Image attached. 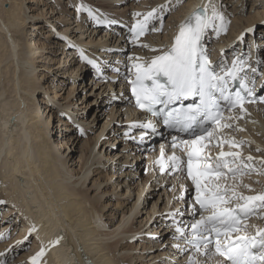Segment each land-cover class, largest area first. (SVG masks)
Instances as JSON below:
<instances>
[{
    "label": "bare ground",
    "instance_id": "1",
    "mask_svg": "<svg viewBox=\"0 0 264 264\" xmlns=\"http://www.w3.org/2000/svg\"><path fill=\"white\" fill-rule=\"evenodd\" d=\"M6 1L9 2L10 8L5 7ZM18 1H21V4H18ZM63 1H67V6L76 8L77 13L78 11L87 13L85 24L89 20L98 27L110 25L108 28L117 31L121 34V39H126L129 42H131L132 36L129 35L127 29L136 25L138 21H143L150 11L156 9L153 17L147 22L149 24L148 32L153 31V34L139 42L133 41L131 45H128L130 52L126 48L122 54H119L120 52L117 54V56L124 54L118 58L120 61L125 59L124 66L105 64L106 59L103 58V55L112 58L115 56L114 53L119 50L115 49L112 43L104 40L108 34L105 33L103 37L95 33L90 35L88 41L71 42L68 37L57 39L58 34L54 33L56 32L54 27H50L43 19H37L34 21L36 23L31 26L26 24L27 19L30 18L27 15V9H32L24 6L25 0H0V192L10 199L11 204L8 205L9 212L7 214L11 217L18 215L19 223L24 228L20 234L18 233L15 248L25 245L29 230L33 231L32 229L35 228L33 234L36 238L34 237L35 243L32 250L39 253L42 248L46 252V257L38 260L39 264H90V262L91 264H133L134 262L136 264H157V260L163 258L159 254L150 255L145 252L148 250L151 252L153 248L148 244L151 242V238L160 233L157 239H163V236H166L168 237L166 241L169 242L165 247L158 243V247L156 246L158 249H155L158 251L161 249L166 252V258H170L169 263L165 259L163 264H171L170 262L175 261L174 257H179V262L188 263L190 256L197 261V264H220L212 257L210 251L207 252V255L203 252L201 255V251L199 253L191 251V245L176 232L178 226H182L186 232H190L189 225L194 219H199L197 217L198 210L193 216L192 200L189 201L187 195H183L185 183L189 186L188 188H192V185L185 181L181 173L173 171L170 167L168 169V158L164 154L163 157H159L156 151L157 145H155L158 132L147 133V141L139 140L137 137L138 141L127 144L126 147L124 146L125 148L122 147L121 150L126 149L127 154L116 159L117 154L112 155L111 153L115 148L112 145V138L116 141L117 133L129 131L136 136L144 137L146 135L142 127L135 123V117L132 119L130 116L124 129L108 131L106 142L100 144L99 139L101 135H104V130L107 127H104L97 137L90 138L89 136L83 144L84 149L81 148L83 154L78 161L79 164L75 163V168L70 169L71 164L67 162L66 154L62 150L67 149L66 145L77 146L80 143V139L74 134L77 132H72V126H75V130L81 128L83 132L90 129L91 121L94 120H91L89 115L99 106V96L104 91L100 88L104 85L101 81L107 78V73H104L107 67L122 73L120 76L117 75L119 84H121L120 102L131 106L128 87L136 71L133 65L137 63L146 65L155 56L169 50L179 32L181 23L201 7L208 8L209 14H211V9L215 8L224 17L227 29L230 26L229 22H232L230 31H219L217 34L219 21L215 26H210L206 30L204 46L208 52L210 50L214 52L213 60L216 61V64L223 62L228 66H231V62L237 58L246 61L245 71L242 73L245 75L249 73L247 75L251 77L252 82H255L259 96H264V58L262 56L264 39L261 38L262 34L264 35V0H144L140 4L137 2L138 0H134L137 3L134 7L130 5L129 10L118 5V0ZM33 2L38 4L40 0H33ZM120 2L124 4L125 0H119ZM43 4L47 5L45 2ZM249 4L252 7L261 6V8L256 9L254 15L246 18L243 16L244 7ZM48 8L50 9V6ZM168 10L172 14L166 19L164 34L160 35V24ZM68 12V16L72 15L71 11ZM136 13H140V15L137 16ZM43 14H35V16H31V19L45 16ZM254 25L257 26L256 29L253 28ZM30 27L32 29L28 32L27 28ZM248 29H252V31H248ZM42 32L45 33L43 38L40 37ZM29 37H31V44H29ZM147 40L158 46L157 51L146 52L143 43ZM60 48L71 51L70 54L66 53L69 63L73 60V57L71 59L73 54H81V69L80 65L73 67L72 74L78 71L82 74L78 75V81H73L74 84L78 82V87L87 91L82 98L78 95L75 96L73 87L66 97L57 90L65 87L66 81H68L65 76L71 68L63 67L65 71L62 72L59 67L58 72L51 76L46 75L57 64L55 57ZM222 50L225 51V58L231 54L230 61L221 56ZM240 54H242L241 58ZM125 55L127 58H121ZM50 57L51 59H49ZM102 59L104 64H102ZM89 60L94 63H89ZM113 60L116 61V59ZM88 64H91V69L90 66L87 67ZM251 68L260 70L261 77H263L257 78V72L253 73ZM86 70L90 74L91 71L93 72L91 84H95L94 90L97 91L85 84ZM117 76L114 74L113 77ZM45 78L51 80L49 85L46 80L44 81ZM112 85L114 84H110V86ZM42 90L41 93H44L45 97L39 99L38 91ZM246 109V112L238 110L232 114L230 117L233 119L227 120V123L231 122L232 127L221 129L223 135L217 134L218 139L221 136L220 139L234 138L237 143L243 142L241 147L230 148L227 144L214 147L213 143L211 147L238 151L246 162L248 156L253 157V160L248 162L251 167L245 170L244 177L238 175L235 180L227 179L224 183L236 186L237 191L244 195H256L264 192V163H262L264 161V106L252 105ZM86 111L87 115H85ZM113 112L110 114L111 120H115ZM132 112L136 115L133 109ZM44 116L50 117V119L47 120V117ZM57 116H60L59 123L65 126L61 129L63 131L58 135V139L49 135L52 117ZM95 117H98V114ZM247 124H251V127H247ZM219 131L220 129L218 133ZM162 138H164L163 135ZM148 141H152V143L147 144ZM144 150H148L146 155L149 161L153 157L157 161H162L164 171H161V163H158V167L155 166L156 161L155 163L150 162L148 174H143L141 165L134 164V160L139 161L141 159H139L140 152ZM130 158H133L134 162L131 163L130 168H127ZM154 176L159 177L162 181L167 179L169 184L173 178L177 186H180V201L175 199L176 195L165 190L167 202L163 213L155 219L153 217L159 212V203L158 201L153 204L147 202L156 189L146 190L151 182H153V188L158 186L159 179H154ZM90 183L93 184L91 187ZM132 184H134L133 189L137 193L138 200L131 207L130 215L126 218V213H124L121 221L115 223L110 218L112 214L106 215V209L109 206L112 208V206L117 207L118 205L121 208L125 207L127 202L130 203L134 194L130 193L127 197H123L127 199V202L118 203L117 206L112 205L105 196L110 195L111 199L120 198L124 196L122 193L124 188L128 187L129 191L132 189ZM176 184L174 185L176 186ZM244 185L248 187H244ZM145 194H147L146 198L142 202ZM4 201L6 202V200ZM1 202L3 201L0 198ZM150 204H152V208L148 211L149 217L146 218V221L136 220L135 216L140 207L147 205L149 209ZM189 204L192 208L187 209ZM12 205L21 208H14ZM171 205L173 206L170 208ZM38 207L42 211L41 213L38 212ZM20 211L23 213L24 219L21 218ZM165 211L168 212L164 213ZM254 220L248 228H254L261 224L260 229H264V214L260 213ZM138 223L139 226H137ZM10 225H13L12 220L2 225L3 231L0 235ZM162 225L168 228L162 229ZM13 226L15 227L16 224ZM145 229L148 230L149 235L151 234L149 237L144 236ZM23 238L25 240L22 241ZM57 239L64 242L60 247L53 244ZM132 241L136 243L133 244ZM8 245L0 246V250L7 249L5 246ZM49 247L50 251L48 252L51 253L48 256L46 250ZM135 250L139 253L132 256V251ZM9 255L10 253H6L5 257H9ZM1 259L5 258L1 257Z\"/></svg>",
    "mask_w": 264,
    "mask_h": 264
},
{
    "label": "snow or ice",
    "instance_id": "2",
    "mask_svg": "<svg viewBox=\"0 0 264 264\" xmlns=\"http://www.w3.org/2000/svg\"><path fill=\"white\" fill-rule=\"evenodd\" d=\"M155 12L156 9H153L143 21L133 26L131 31L134 36L144 34L148 20ZM217 21V34L226 31L224 17L215 8L209 14L208 8L201 7L189 16L179 26V32L169 50L155 56L147 65H133L136 78L131 82L132 94L141 109L152 115L163 114L166 125L192 134L191 139L180 142L187 155V177L195 187L192 212L195 216V206L198 205L202 213L209 214L194 219L189 225L190 232H186L182 226H178L176 232L197 253L203 248L207 255L208 246L213 245V254L222 257L227 264H264V229L257 230L255 236L239 235L246 231L248 225L244 221L250 214L264 209V192L244 195L237 191L236 186L224 183L229 178L235 180L238 175H244L245 170L251 167L248 162L253 157L248 156L246 162L238 151L221 150L216 156L205 152L208 147L205 141L210 143L215 131L232 127L231 123H222L225 119L224 106L227 105L229 111L239 108L241 112H246L244 105L254 102L250 99L254 92L248 87L246 75H240L245 71L246 61L237 58L231 62V66L223 62L214 65L207 50L201 45L206 30L215 26ZM88 62L94 63L91 60ZM251 71L254 73L257 69L251 68ZM232 82H238L234 91ZM177 104L180 106L173 107ZM231 119L233 117H228V120ZM142 126L155 130L151 123ZM242 143H237L234 138H223L216 146L227 144L230 148H239ZM172 147H178L176 137H173ZM168 159L173 171H180L185 163L175 154ZM157 163H161V171H164L162 161ZM234 201L235 207L230 206ZM32 230L35 231V228ZM58 242L57 239L53 244ZM44 254L45 250L41 249L32 258L31 264H37ZM188 264H197V261L190 256Z\"/></svg>",
    "mask_w": 264,
    "mask_h": 264
},
{
    "label": "rangeland",
    "instance_id": "3",
    "mask_svg": "<svg viewBox=\"0 0 264 264\" xmlns=\"http://www.w3.org/2000/svg\"><path fill=\"white\" fill-rule=\"evenodd\" d=\"M25 1L26 2H24V6L25 7H31V9H32V10L27 9V15L30 16V18H28L27 21H26V24H28V26H31V24L36 23L34 21H36L37 19L38 20L43 19V20H45L49 24L50 27H54V29L56 30V32H54V33L55 34H58V36H56L57 39H59V37L62 38V39H63V37H65V38L68 37L71 42L77 41V40L88 41L89 38H90V35H93L95 33L98 34V35L100 34V36H103L104 37V34L106 33V34H108V36L104 37V40L108 41V43H112V45H114V48L115 49H119V50H117V51L114 50V51H116V53H114L115 56H113L112 58L111 57L108 58L107 55H103L104 56L103 58L106 59V63L105 64H110V65H115V66H117L118 64L121 65V66H124L125 65V59L124 58H127L126 57L127 55H125V57H121L124 60H121L120 61V60H118V58L120 56H124V54L123 55H119V56H117V54L119 52H120L119 54H122L123 51L126 48L128 49V45H131L133 42L132 41L129 42L126 39H123V38L121 39V34L117 33V31H112L110 28H108V26H110V25H106V26H103L102 25L101 27H98L96 24H93L92 21L89 22V20L85 24L84 22L87 19L86 18L87 13H85V12L80 13V11H78V13H77L76 8H74L73 6H67L68 5L67 1L65 2L63 0H40V2L42 4L40 2H38V4H36L35 2H33V0H28V1L25 0ZM43 1L48 6H50V9L48 8L47 5L43 4L44 3ZM132 1H133V4H131ZM143 1L144 0H138L137 2L140 4ZM186 1H188V0H186ZM137 2H135L134 0H125V3L122 4L121 2L119 3V0H118V3L117 4L120 5V6L126 7V9L129 10L131 8L130 5H132V7H134ZM17 3L18 4H21V1H18ZM4 5H5L6 8H10V5H9V2L8 1H6ZM52 8H53V10H52ZM258 8H261V6H253L252 7L250 4L248 6H245L244 7V12H243L244 14H243V16L246 17V18H248V16L254 15V13H255L254 11H256V9H258ZM67 11H71L72 12V15H69L68 16L69 12L67 13ZM176 11H177V9H176ZM35 14H39V15H42L43 14L45 16H43V17L40 16V18H32L31 19V16H33V15L35 16ZM171 14H172V12H170L168 10V13H166L164 15V17H163V19L161 21L162 23L160 24V31H161V32H159L160 35H163L164 34V32H165V26H166L165 25L166 19ZM229 25L230 26H228L227 31H230V27L232 25V22H229ZM113 27H116V26H113ZM256 27H257L256 25L253 26L254 29H256ZM27 29H28V32H30L32 28L30 27V28H27ZM152 34H153V31L152 32L150 31L148 33V35L145 38H143V39H146L147 37L151 36ZM44 36H45V33H43V32L40 33V37L41 38H43ZM261 38L264 39V35L263 34H262ZM60 40H58V41L61 42ZM147 41H145L147 43H145V42L143 43L144 45H147V47H145L146 52H149L151 50V53H154L155 51H157L158 46H156L155 44L153 45V43L150 40H147ZM135 42H139V41H135ZM31 43H32L31 37H29V44H31ZM67 52H68V54L71 53V51L63 50L62 48H60V51H58L57 56L55 57V59L57 61L56 62L57 64L54 65L53 66V69L49 72V74L46 73V75L51 76L54 73L58 72L59 71V67H60V69H62V72L65 71V69L63 67H65V68L66 67L67 68H71L70 71L65 76L66 79H68V81H66L67 83H66L65 87L64 88H61V89H57V90H58V92H61L62 93V96L66 97L68 95V92L70 91V89L73 87V90H75V96L78 95V97L80 96L82 98L83 96L86 95L87 91H85V89H83L82 87H78L79 86V83L78 82L76 84L73 83V81H78V79H79L78 78V75L81 76L82 74L78 70H77L78 72H75L74 74H72V69H74L73 67H79V65H80V69H81V66H82V63L80 62L81 61V54H79V55L73 54L71 56V59L73 57V60L69 63V62H67V60H69V58H66V56H67L66 53ZM128 52H130L129 49H128ZM262 53H263L262 56L264 58V51ZM213 54H214V52H212V55ZM226 57H227V59H230L231 54H229ZM49 59H51V57ZM92 59H94V57H92ZM113 59H116V61H114ZM63 61L66 62V63L63 64L64 63ZM101 61H102V64H104L103 63V59ZM113 61H114V63H113ZM88 66H90V69H91V64H88L87 67ZM53 70H55V71L52 72ZM259 71L260 70L257 71V73H258L257 78H262L263 76L261 77L262 74ZM104 73L105 74L107 73V75H106L107 78L106 79H103V81H101L102 84H104V85L102 87H100L101 89H104V91L102 93L103 95L101 94L99 96V106H98V108L97 109L95 108L94 111L89 115V118L91 120H94V121H91L90 129L83 132L81 130V128H77V130H75V126L74 127L72 126L73 127V128L71 127V129L73 130L72 132L73 133L75 131L77 132V133H74V134H75V136H77L80 139V143H78L77 146L76 145L75 146L66 145L65 147L67 149L66 150H62V152L64 151L65 152L64 154H66L67 162L68 163L70 162V164H71V165L69 164L70 165V169L75 168V166H76L75 163L79 164L78 161L80 160L81 155L83 154V152H82V149H84V145L83 144H85V142H86V140H88L89 136H90V138H95V137H97L100 134V132L102 131V129L104 127H107V129L104 130V135L103 136L101 135V138L99 139L100 144L102 142H106L108 140L106 134L108 133L109 130H111V129H119V128L124 129V126L125 125L127 126L126 121L128 119H130L129 117L132 116L131 117L132 119L135 117V115L133 114L134 112H132L131 106L128 105V104H123V103L120 102V99H121L122 95H120L121 93L119 92L120 91V88H121V84H119L120 81H119V77L118 76H120L122 73L119 70L115 72L113 70V68H111V67L110 68L107 67V70L104 71ZM57 74L61 75L60 73H57ZM114 74L116 76L117 75L118 76L117 77H113ZM92 77H93V72L91 71V74H90V72L88 70H86V74L84 75L85 84H87L90 88H92V90H94L95 84H91V78ZM45 80L48 83V85L51 83V80L49 78H45L44 81ZM110 84H114V85L110 86ZM1 85H4V84H1ZM61 86H63V85H61ZM94 91H97V90H94ZM41 92H43V90L42 91H38V94H40L39 99L45 97V96H43L44 93H41ZM112 111H114L113 113H114V119L115 120H113V119L111 120V118H110V114H111ZM87 114H88V112L86 111L85 115H87ZM96 114H98V117H95ZM44 117H47V116H44ZM61 117L63 118V116H61ZM117 117H119V118H117ZM59 118H60V116L52 117V120H51L52 122H51V126H50V129H49V130H51L50 133H49V135L51 137L56 138V139L59 138L58 135L60 134V132L63 131L61 129L63 127H65L64 125H62V123H59V120H58ZM46 119L49 120L50 117H47ZM53 124L55 126L54 128H53ZM247 127L250 128L251 127V124H247ZM115 132L117 133V130ZM70 133H71V131H70ZM133 134H134L133 132L125 131L123 133H117L116 134V136H117L116 141H115L114 138H112V143H113L112 145H114L115 148H114V152L111 153V154L114 155L116 153L117 154V158L116 159L121 158L123 154L124 155L127 154L126 149L125 150H121L122 147L125 148L127 144H131L133 142L138 141V138L137 137H139V140H146L147 141V139H148V138L144 139L141 136H136V135H133ZM149 143H152V141H148L147 144H149ZM118 145H120V146H118ZM98 150H99V148H98ZM147 152H148V150H144V151H141L140 152L141 157H139V159L141 158L142 160L140 159L139 161L138 160L136 161L133 158H130L129 161H128V164H127L128 165L127 168H130L131 163H133L135 161L134 164L135 163H139L141 165V170H142L143 174H145V175L148 174V172H149L148 171V167L150 165V162L155 163L157 160L154 159V157H153L149 161V158L146 155ZM158 165H159L158 163L155 164L156 167H158ZM245 175L246 174H244L242 176L244 177ZM0 179H1V177H0ZM154 179H156V180L159 179L157 181L158 182V186L156 188H153L154 185L152 186V183L153 182H151L149 184V186L147 187V189H146V190H148V189L150 190V188H152L153 190L156 189L154 191L155 193H153L149 197L148 202H147V203H152L153 204V202L158 201V203H159V206H158L159 212H158V214H156L153 217V219H155L157 216H159L161 213H163L164 206H165V204L167 202V192H169L171 194L173 193V195H176L175 196V199L176 200L178 199L180 201V199H179V196H180L179 195V192H180L179 187L180 186H177V184H176V182H174L173 178H171L172 180L170 179L171 180L170 181V184L168 183V180L167 179L165 181H162L159 177H156V176H154ZM134 184H135V186L137 185L136 182ZM134 184H132V189H129V191H128V187H125L124 188L125 190L122 192V193H124V196H122L120 198L111 199L110 195H106L105 196V198H107L112 203V205L117 206L118 203H122L124 201L127 202V199L126 198H123V197H125V196L127 197L128 194H130V193H131V195L134 194L131 197L130 203L127 202V204H126L125 207L121 208L118 205L117 207H113L112 206V208H110V206H109L106 209V215H111L112 214L110 216V218L112 220H114L115 223H119L121 221L124 213H126V218H127L130 215L131 207L138 200L137 193L133 189V185ZM174 184H176V186ZM92 185L93 184L90 183V187ZM159 187H161L163 189H160ZM186 190L187 191H184V194L183 195H187V197H188V199L190 201L191 200V195H192L191 194V189H187L186 188ZM146 195L147 194L144 195V197L142 199V202L146 198ZM0 198L3 201V202L0 203V206H1V208H0V214H1L0 215V233L3 231V229L1 228L2 225L7 224V221L12 220V224L13 225L16 224L15 227L13 225L12 226L10 225L11 228L10 227L9 228L6 227V229L4 230V232L0 235L1 236L0 241H2V242H0V244H1L0 246L8 245L9 244L8 246H5L7 249L0 250V254H2V255H0V264H15V263L16 264H31L32 258L35 257L37 255V253H38V251L37 252H34L32 250L34 248V243H35V238L36 237L33 234V231H30L29 230V232H28V238H27L28 240H26L25 245L23 244L22 247H19L17 249L15 248L16 238L19 236L20 232L24 228H23L22 224L19 223L20 222V218H19L18 215H14V216L11 217L9 214H7L9 212V206L8 205L11 204L10 203V199L7 198V197H5V194L4 193L1 194V192H0ZM4 200H6V202ZM152 204H150L149 209H148L147 205L146 206H143V205L141 206L140 205L141 207L139 209V212L136 213V216H135L136 217V220H138V221H146V218L149 217V212L148 211L151 210ZM12 206L14 208H17V207L18 208H21L20 206H15V205H12ZM172 206L173 205H171L170 208ZM3 208H5V209H3ZM116 208H118V209H116ZM187 209H190V204L187 206ZM38 212H40V213L42 212L39 209V207H38ZM115 212H117L116 215H114ZM167 212L168 211H165L164 213H167ZM258 213H261V214L264 213V209L259 210ZM21 214H22V217L21 218L24 219V215L20 211V215ZM4 215H6V216H4ZM197 217L200 218V215L198 214ZM139 223H138L137 226H139ZM160 226H161V224H160ZM14 228H15V230H14ZM163 228L167 229L168 227L162 225V229ZM19 229H21V230H19ZM147 232H148V230L145 229L144 236L146 235V237H149L151 234L149 235V233H147ZM159 236H160V233H158L157 236L151 238V242L148 244V246H151L153 248L152 249L153 251L151 250V252H150V250H148L145 253L150 254V255L151 254H159L160 257H162L163 259H158L157 260V264L158 263L159 264H163L162 262L163 261H166V260L169 263V259L170 258L169 257H168V259L166 258V256H167L165 254L166 252L162 251L161 249L159 251L158 250H155V249H158L157 247H158L159 244H162L165 247L169 243V242L166 241L168 239V237L163 236V239L162 238L161 239H157ZM32 237L33 238L35 237V238L33 239ZM23 240H25V238H23L22 241ZM153 240H154V243H153ZM11 242H12V244H11ZM13 242H15V244H13ZM37 242H39V241L37 240ZM165 242H167V243H165ZM62 243H64V242L59 241L57 244H55V246L58 245V247H60L62 245ZM131 243L134 244L136 242L135 241H132ZM153 245H155V246H153ZM50 247L48 248V250H46L48 256L51 253V252H48V251H50ZM162 249H164V248H162ZM191 251H193V250H191ZM33 252H34V254H33ZM177 252H178V250H177ZM6 253H10L9 257H5V254ZM137 253H139L137 250L132 251V256L134 254H137ZM1 257H4L5 259H1ZM45 257H46V252H45V254L42 257L39 258V260H42ZM174 258H175V261L170 262L171 264H181V263L182 264H188V263L183 262V261L182 262H179V260H180L179 257L178 258L177 257H174ZM176 258H177V260H176ZM19 260H20V262H19ZM37 264H39V263L37 262ZM133 264H136V262H134Z\"/></svg>",
    "mask_w": 264,
    "mask_h": 264
}]
</instances>
